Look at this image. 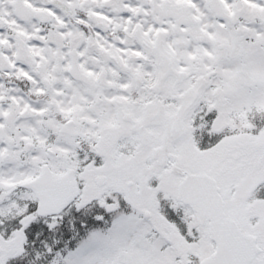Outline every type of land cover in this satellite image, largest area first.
<instances>
[{
  "label": "snow or ice",
  "instance_id": "6c2138e0",
  "mask_svg": "<svg viewBox=\"0 0 264 264\" xmlns=\"http://www.w3.org/2000/svg\"><path fill=\"white\" fill-rule=\"evenodd\" d=\"M0 264H264V0H0Z\"/></svg>",
  "mask_w": 264,
  "mask_h": 264
},
{
  "label": "trees",
  "instance_id": "16d2710c",
  "mask_svg": "<svg viewBox=\"0 0 264 264\" xmlns=\"http://www.w3.org/2000/svg\"><path fill=\"white\" fill-rule=\"evenodd\" d=\"M91 224H93V223L89 222V226H90V227H92V225H91ZM93 225H95V227H98V225H97V224H93Z\"/></svg>",
  "mask_w": 264,
  "mask_h": 264
},
{
  "label": "rangeland",
  "instance_id": "374dc122",
  "mask_svg": "<svg viewBox=\"0 0 264 264\" xmlns=\"http://www.w3.org/2000/svg\"><path fill=\"white\" fill-rule=\"evenodd\" d=\"M92 227H95V225L92 224ZM98 227H100V226H98Z\"/></svg>",
  "mask_w": 264,
  "mask_h": 264
}]
</instances>
